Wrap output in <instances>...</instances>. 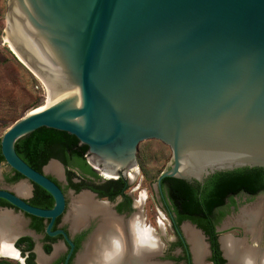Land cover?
Here are the masks:
<instances>
[{
  "label": "water",
  "instance_id": "water-1",
  "mask_svg": "<svg viewBox=\"0 0 264 264\" xmlns=\"http://www.w3.org/2000/svg\"><path fill=\"white\" fill-rule=\"evenodd\" d=\"M3 37L51 104L9 127L0 153L54 205L33 208L15 188L0 191V200L49 220L47 235H61L71 247L65 264L73 244L63 232H50L64 213V195L15 152L38 129L76 138L95 168L113 177L135 166L144 144L167 148L171 164L158 186L166 178L202 185L217 173L264 170V0H7ZM231 227L242 236L224 237L264 251V230L259 242L236 224L217 232ZM224 237L218 244L228 264Z\"/></svg>",
  "mask_w": 264,
  "mask_h": 264
},
{
  "label": "flooded vegetation",
  "instance_id": "flooded-vegetation-1",
  "mask_svg": "<svg viewBox=\"0 0 264 264\" xmlns=\"http://www.w3.org/2000/svg\"><path fill=\"white\" fill-rule=\"evenodd\" d=\"M82 146L83 145L79 143L70 150L64 149L61 145L55 146L53 149L42 154L35 164L37 168H39L40 173L51 180L60 189L65 198L64 213L55 219L50 232H63L67 236V239L73 244L68 264H76L77 258L84 252L87 242L99 225V218L97 217L90 219L84 227L72 231L70 222L66 221V216L69 213L67 212L69 209L68 195L72 196V199H75L80 195L87 194L97 204L106 206L116 219L122 221L124 226L129 225L134 218H138L145 228L151 229L150 225L147 226L142 219L143 207H145L149 197L147 194L142 195L140 185L136 189L131 188V185L136 182L140 175V169L136 164L131 170L125 173L120 172L116 177L109 176L103 174L98 169L92 168L88 164L86 161V157L90 156L88 150L83 157L84 160H82L80 157L83 150ZM52 161H54L55 165L59 168V176L47 171ZM83 165L88 166L91 169L90 172H87ZM113 178L116 179L114 180ZM15 179L16 174L10 168L2 175V180L8 185H13L23 180V178L21 180ZM143 180L148 182V188L152 192L153 199L158 205V209H160L167 218L169 227L174 235V238L166 248L161 244L159 255L153 258L154 262L160 264H195L191 246L181 229L182 224L188 221L176 223V215L173 213V208L168 199V184L162 183L161 181L160 186H158L157 179L153 185V179L150 177H148V180L147 177H143ZM28 183L30 187L28 188L27 196L23 198L24 202L33 208L41 210L52 209L54 205L52 197L36 185L30 182ZM190 185L193 186L195 184L193 183ZM202 185L199 184L201 187ZM0 191L7 190L0 188ZM11 193L14 194V192ZM240 196L233 197L232 200L236 203V198ZM227 203L229 204V201ZM8 209H11V216H14V212H19L5 201L0 200V210ZM21 214L23 215V218L20 219L23 224V235L15 242L14 249L18 252L19 256L24 257L25 264H65L66 257L71 247L61 235L54 237L47 235L46 231L49 220L32 217L23 213ZM217 228L218 225L215 227L218 244L220 236L217 232ZM151 230L152 232L155 231L153 228ZM154 234L157 237L159 236L156 232H154ZM202 235V240L205 239L208 243V245H206L207 255L205 256V260L209 257L210 263L206 261L205 263L213 264L211 262L212 250L209 239L204 233H202ZM218 250L224 264H227V261L223 258L222 252L220 251L219 244ZM40 256L43 257L45 261L39 262ZM18 259L19 260L16 259V261H23L21 257Z\"/></svg>",
  "mask_w": 264,
  "mask_h": 264
},
{
  "label": "bare ground",
  "instance_id": "bare-ground-1",
  "mask_svg": "<svg viewBox=\"0 0 264 264\" xmlns=\"http://www.w3.org/2000/svg\"><path fill=\"white\" fill-rule=\"evenodd\" d=\"M4 39L9 43L7 37H4ZM9 48L17 60L29 69L10 43ZM50 104L49 98V104L37 108L29 114L39 113ZM105 168L108 172H111L114 166L113 164L106 163ZM47 171L59 176V168L54 163H51ZM103 174L110 176V173ZM15 191L21 196H27L28 187L23 185L16 188ZM97 217L99 218V225L87 242L84 252L77 258L76 264H99L102 251L110 246V241L113 238L120 240L122 244V251L118 257L119 264H160L154 262L153 258L159 255L161 244L158 237L150 228H145L138 218H134L129 225L124 226L122 221L116 219L106 206L97 204L87 194L80 195L72 200L66 221L70 222L71 230L76 231L84 227L90 219ZM233 224L242 227L245 233L251 234L256 242L261 241L264 230V204L258 203L242 209L234 218ZM229 225L225 224L224 227H228ZM181 229L191 246L194 263L206 264V245L203 243L201 235L194 228L186 224ZM141 232H146L151 238L152 243L150 245L144 247L136 246L134 242L135 237ZM22 234L23 224L20 219L7 213H0V258H20L18 252L11 245L14 238ZM220 243L228 264H244L247 259L253 260L254 264H264V251L251 252L245 248L243 243L236 242L229 237L222 238ZM43 261L45 259L40 256L39 262Z\"/></svg>",
  "mask_w": 264,
  "mask_h": 264
},
{
  "label": "rangeland",
  "instance_id": "rangeland-1",
  "mask_svg": "<svg viewBox=\"0 0 264 264\" xmlns=\"http://www.w3.org/2000/svg\"><path fill=\"white\" fill-rule=\"evenodd\" d=\"M6 13L7 0H0V139L15 122L37 108L49 104V97L41 81L32 71L17 60L9 48V43L3 37L6 29ZM171 158L172 155L169 149L144 144L138 149L136 154V166L140 169V175L136 182L131 185L133 189H136L140 185L142 195H148V201L145 207H143L142 219L147 226L150 225L151 229L153 228L155 230L154 232L158 233L159 242L164 248L169 245L174 235L169 227L167 218L158 209L159 207H157L158 205L153 199L152 192L148 188V182L143 180V177H147V180L148 177L153 179L152 183L154 185L161 173L169 168ZM86 161L92 168H95L90 156L86 157ZM6 171H8L7 166L0 164V188L14 192V188L16 190V188L23 185L28 188L30 187V184L23 180L13 185L6 184L2 180V175ZM72 198V196L68 195L69 209L67 212L70 210ZM235 201L237 205L236 209L229 208L230 203L226 204L228 212L219 223L218 228H221L225 224L232 225L239 209L254 206L258 203L264 204V193L253 198L242 195L236 198ZM8 210L11 211V209ZM13 214L18 219L23 218V215L19 212H14ZM227 235L239 238L242 236V231L238 228L231 227L229 230L219 233L220 237ZM202 241L205 245H208L205 239ZM20 257L23 260L22 262L16 261V259L19 260L18 258L6 259V257H1L0 261H4L6 264H25L24 257ZM205 261L210 263L209 257Z\"/></svg>",
  "mask_w": 264,
  "mask_h": 264
},
{
  "label": "trees",
  "instance_id": "trees-1",
  "mask_svg": "<svg viewBox=\"0 0 264 264\" xmlns=\"http://www.w3.org/2000/svg\"><path fill=\"white\" fill-rule=\"evenodd\" d=\"M58 144L70 150L79 142L66 133L41 128L19 140L15 144V152L25 164L40 173L35 165L36 161L46 151L59 146ZM82 147L80 157L84 160L83 157L88 148ZM2 163L4 160L0 153V164ZM83 166L87 172H90L91 169L88 166ZM15 174V180L22 179L19 174ZM162 183L168 184V199L176 215V223L188 221L200 229L209 239L212 250L211 262L224 264L218 250L215 227L227 215L228 201L230 207L237 208L232 200L233 197L244 195L253 198L264 192V170L241 169L217 173L206 179L202 187L198 183L192 186L184 181L169 178L163 179ZM0 264L6 263L0 261Z\"/></svg>",
  "mask_w": 264,
  "mask_h": 264
},
{
  "label": "clouds",
  "instance_id": "clouds-1",
  "mask_svg": "<svg viewBox=\"0 0 264 264\" xmlns=\"http://www.w3.org/2000/svg\"><path fill=\"white\" fill-rule=\"evenodd\" d=\"M134 242L138 247L148 246L152 243L151 238L146 232L137 234ZM121 251L122 244L120 240L113 238L110 241V246L102 251L99 264H119L118 257L120 256ZM244 264H254V261L247 259L245 260Z\"/></svg>",
  "mask_w": 264,
  "mask_h": 264
},
{
  "label": "built area",
  "instance_id": "built-area-1",
  "mask_svg": "<svg viewBox=\"0 0 264 264\" xmlns=\"http://www.w3.org/2000/svg\"><path fill=\"white\" fill-rule=\"evenodd\" d=\"M114 180L116 179V178H113Z\"/></svg>",
  "mask_w": 264,
  "mask_h": 264
}]
</instances>
